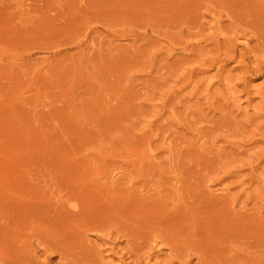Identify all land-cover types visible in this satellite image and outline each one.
I'll return each instance as SVG.
<instances>
[{
  "label": "rangeland",
  "instance_id": "rangeland-1",
  "mask_svg": "<svg viewBox=\"0 0 264 264\" xmlns=\"http://www.w3.org/2000/svg\"><path fill=\"white\" fill-rule=\"evenodd\" d=\"M236 1L0 0V228L4 226L0 229V264L12 263L14 257L11 255H15L13 248L17 247L19 251L22 245L25 249L30 247L28 251H19L23 258L27 256L29 260L24 263V258L23 263L14 261L12 264H86L82 259L85 262L91 260L87 264H92L97 258V264H118V256L114 253L122 249L120 254L124 261L119 264L128 261L130 263L127 264H132L135 258L130 259L132 253L127 255L131 251L124 247L127 245L125 234L131 229L137 232L138 228L141 234L145 228V233L150 230L149 233L155 231V235L171 230L173 234L160 233L163 240L175 238L178 241V236H186L187 243H182L184 248L182 241L176 243L178 248H183V252L190 246L191 252L198 253L194 256L188 248L186 259H190L189 264L197 259L198 264L199 252L205 245L211 251L215 249L212 253L208 248L204 255L202 250L206 262L210 257L211 262L218 264L221 260H226L225 264H264V155L261 156L264 152V62L260 63L264 60V47H261L264 45V0ZM246 21L250 24L248 27ZM71 196L79 201L77 206L82 205L79 213L83 214V218L76 219L78 227L73 223L77 229L81 227L79 222L82 228V223L87 224L86 230L90 223L92 225L96 221L99 225L103 219L110 217L118 224L123 216L124 224L120 222L118 225L121 226H116V230L108 227L110 231L106 229L109 226H106L107 222L105 225V222L101 223L104 227L100 225L97 229L95 223L96 227L90 226L87 233L82 228L78 229L80 232L74 227L75 230L72 223L69 228L66 225L70 224H66L67 236L80 237L84 234L85 237H82L85 239L80 238L79 241L82 239L85 243L78 247L81 241L73 244L79 257L73 250L72 258L60 259L58 251L49 250L51 246L47 247L33 238L35 235L31 229L28 234L26 228L36 220L33 218L35 213L40 218L33 222L34 226L39 220L47 222L50 216L43 215V209H49L51 202L53 206H60L56 203L62 204V201L66 202L63 205H76L75 201L70 204L73 203ZM99 202L108 208L111 205L109 210L114 208L111 215L107 207L97 205ZM83 203L90 204L86 206L88 209ZM44 205H47L46 208H42ZM94 205L98 207L95 209ZM84 207L87 211L83 213ZM89 208H93V212ZM38 209L43 211L39 213ZM104 209L109 212H104ZM135 211H138L137 214H134ZM87 212L91 218L84 221L89 217ZM37 214L34 216L37 217ZM105 214L107 218H102ZM183 215H188L185 216L188 220H184ZM221 215L224 220L219 219ZM25 216L33 220L29 218V222L26 218V222L21 221ZM92 216H98L97 220ZM180 218L185 221L184 224ZM189 220L196 224L201 222V226L194 223L195 229ZM217 221H220L219 225ZM224 221L228 225L224 223L223 226L221 222ZM175 222H178V227H175ZM11 224H14V229ZM164 224H171L169 227L174 224V227L168 230ZM48 225L46 223L45 226H53L52 223ZM125 226L131 228L125 229ZM154 226L159 231L154 230ZM221 226H227V231ZM19 227L27 231L20 232ZM90 228L94 232L89 233ZM100 228L106 230L102 229L100 232L103 233H100ZM122 228L124 232L128 231L121 232ZM173 228L180 235L174 233ZM45 229L40 232L45 234ZM68 229H71V235ZM182 229H185L184 235ZM192 229L198 241L194 239ZM34 230L36 232V228ZM228 230L234 234H231L232 237ZM54 231L58 230L54 228ZM75 231L79 234L76 235ZM49 232L46 233L48 236L52 234V231ZM55 232L52 236L58 233ZM240 233L246 237L242 238ZM245 233L252 236L251 239ZM17 234L24 238L22 244ZM25 234L33 235V239L29 240ZM189 235L193 237L189 238ZM223 236L230 240L235 236L233 240L239 238V242L235 244V240H231L235 244L232 247L230 240ZM187 238L193 240L188 243ZM27 239L32 246L27 247ZM246 239L251 243L247 244ZM147 240L141 242L143 246ZM163 240L162 244L159 239H152L155 245L150 242L145 244L150 250H156L155 262H162L164 256V262L170 259H166L170 249L164 246ZM194 240L201 242L200 248ZM204 242L205 245L202 244ZM212 244L217 245L221 252L216 253L219 250ZM142 245L139 247L144 249ZM86 246L89 249L84 254L89 259H85L81 252L88 248ZM146 246L144 252L149 250ZM206 247L203 249L206 250ZM8 252L12 253L10 257ZM158 252H162L163 256ZM143 253L137 255L145 258L151 252ZM126 255L130 260L124 259ZM172 256L171 264H176L178 261H174ZM80 257L83 258L80 260ZM113 260L116 263H112Z\"/></svg>",
  "mask_w": 264,
  "mask_h": 264
},
{
  "label": "bare ground",
  "instance_id": "bare-ground-1",
  "mask_svg": "<svg viewBox=\"0 0 264 264\" xmlns=\"http://www.w3.org/2000/svg\"><path fill=\"white\" fill-rule=\"evenodd\" d=\"M182 1H183V0H182ZM221 1H222V0H221ZM233 1H234V0H233ZM237 1H238V0H237ZM237 1H236V2H237ZM255 1H256V0H255ZM226 2H227V1H226ZM226 2H225V3H226ZM230 2H231V1H230ZM248 2H250V1H248ZM252 2H253V1H252ZM238 3H239V2H238ZM258 3H259V1H258ZM258 3H257V5H258ZM245 4H246V3H245ZM245 4H244V5H245ZM248 4H249V3H248ZM248 4H247V5H248ZM250 4H251V3H250ZM217 5H218V4H217ZM219 5H220V4H219ZM239 5H240V3H239ZM254 5H255V3H254ZM250 6H251V5H250ZM262 6H263V5H262ZM235 7H236V6H235ZM259 7H260V6H259ZM249 8H250V7H249ZM242 9H243V8H242ZM245 9H248V8H245ZM255 9H256V8H255ZM250 10H253V9H250ZM262 10L264 11L263 8H262ZM234 11H235V10H234ZM236 11H237V9H236ZM259 11H261V10H259ZM237 12H238V11H237ZM233 13H234V12H233ZM243 13L245 14V12H243ZM249 13H250V12H249ZM254 13H255V12H254ZM247 14H248V13H247ZM247 14H246V16H247ZM256 14H257V13H256ZM256 14H253V15H256ZM250 15H251V14H250ZM260 15H262V14L260 13ZM263 15H264V14H263ZM242 16H243V15H242ZM242 16L240 17V19L242 18ZM244 17H245V16H244ZM249 17H250V16H249ZM258 17H259V16H258ZM234 18H235V17H234ZM237 18H238V17H237ZM246 18L248 19V16H247ZM246 18H245V19H246ZM262 18H263V16H262ZM249 19H250V18H249ZM254 19H255V18H254ZM256 19H257V18H256ZM251 20H253V18H252ZM251 20H250V21H251ZM260 20H261V18H260ZM244 21H245V20H243V22H244ZM247 21H248V20H247ZM247 21H246V23H247ZM261 21H262V20H261ZM240 22H241V21H240ZM260 23H261V22H260ZM263 24H264V22H263ZM241 25H242V24H241ZM245 25H247V27H248V25H250V24L247 23V24H245ZM260 25H261V24H260ZM261 26H262V25H261ZM244 27H246V26H244ZM259 27H260V26H259ZM259 27H258V28H259ZM250 28H251V26H250ZM255 29H256V28H255ZM261 29H263V28H261ZM261 29H260V30H261ZM252 30H253V29H252ZM255 31H256V30H255ZM263 32H264V31H263ZM263 32H262V34H264ZM252 33H253V32H252ZM254 34H255V32H254ZM257 34H258V32H257ZM259 34H260V33H259ZM252 35H253V34H252ZM258 36H259V35H257V37H258ZM261 36H262V35H261ZM257 37H256V38H257ZM262 37H263V36H262ZM255 40H256V39H255ZM255 40H254V41H255ZM257 41H258V40H257ZM260 42H261V41H260ZM255 43H256V42H255ZM231 45H232V44H231ZM257 45H258V44H257ZM215 46H216V45H215ZM258 46H259V45H258ZM261 47H264V45L261 46ZM231 48H232V46H231ZM254 48L256 49V48H258V47H254ZM259 48H260V47H259ZM261 49H262V48H261ZM216 50H217V49H216ZM220 50H221V49H220ZM234 50H235V49H234ZM263 50H264V49H263ZM263 50H262V51H263ZM227 51H228V49H227ZM231 52H232V50H231ZM263 52H264V51H263ZM258 53H259V52H258ZM258 53H257V55H258ZM232 54H233V53H232ZM253 54H254V53H253ZM263 54H264V53H263ZM230 55H231V54H230ZM238 55H240V54H238ZM241 55H242V54H241ZM255 55H256V54H255ZM259 55H260V54H259ZM261 55H262V54H261ZM227 56H228V55H227ZM251 56H252V55H251ZM231 57H232V55L230 56V58H231ZM246 57H247V56H246ZM261 57H262V56H261ZM228 58H229V57H228ZM237 59L239 60L240 58L238 57ZM241 59H243V57H242ZM244 59H245V58H244ZM244 59H243V60H244ZM243 60H242V61H243ZM255 60H256V58H255ZM236 61H237V60H236ZM242 61H241V62H242ZM252 61H254V56H253ZM256 61H257V60H256ZM259 61H261V59H260ZM263 62H264V60H263L262 62H260V63H263ZM236 63H237V62H236ZM239 63H240V62H239ZM243 63H244V62H243ZM252 63L255 64V62H252ZM257 64H258V63H257ZM257 64H255V65L257 66ZM258 65H259V64H258ZM260 66H261V65H260ZM243 67H244V66H243ZM246 67H247V66H246ZM250 68H251V67H250ZM250 68H249V69H250ZM253 68H254V67H253ZM253 68H252V69H253ZM237 69H238V68H237ZM241 69H242V67H241ZM249 69H248V70H249ZM238 70H240V69H238ZM257 70H258V69H257ZM246 71H247V70H246ZM255 71H256V70H254V72H255ZM260 71H261V70H260ZM242 72H243V70H242ZM248 72H249V71H248ZM257 72H259V71H257ZM239 73H240V72H239ZM244 73H245V72H244ZM240 74H241V73H240ZM256 74H257V73H256ZM240 76H241V75H239V78H240ZM251 77H252V76H251ZM243 78H244V77H243ZM243 80H244V79H243ZM245 80H246V79H245ZM247 80H248V79H247ZM258 109H259V108H258ZM258 109H257V110H258ZM263 112H264V111H263ZM261 115H262V114H261ZM261 117H262V116H261ZM261 138H262V137H261ZM262 140H263V139H262ZM254 143H255V142H254ZM259 144H260V143H259ZM261 152H262V151H261ZM261 152H259V153H261ZM262 155H264V152L261 154V156H262ZM263 159H264V158H263ZM63 188H64V187H62V189H63ZM54 189H55V188H54ZM62 189H61V190H62ZM58 190H59V189H58ZM65 190H66V189H65ZM62 191H63V190H62ZM68 191H69V189H68ZM185 192H186V191H185ZM61 193H62V192H61ZM64 193H65V192H64ZM67 193H68V192H67ZM182 193H183V191H182ZM195 193H196V192H195ZM57 194H58V193H57ZM68 194H69V193H68ZM71 194H72V193H71ZM79 194H80V193H79ZM79 194H78V195H79ZM190 194H191V193H190ZM55 195H56V194H55ZM181 195H182V194H181ZM64 196H66V195H64ZM67 196H68V195H67ZM79 196H80V195H79ZM189 196H190V195H189ZM194 196L196 197V195H194ZM59 197H60V196H59ZM69 197H70V196H69ZM69 197H68V198H69ZM84 197H85V196H84ZM192 197H193V196H192ZM56 198H57V197H56ZM62 198H64V197H62ZM62 198H60V199H62ZM80 198H82V197L80 196ZM71 199H73L72 196H71ZM74 199H75V196H74ZM74 199H73L71 202L75 201V204H76V205H68V203H67V205H63V203H66V202H63V201L61 200V201H62V204H61V203H56L57 205L60 204V206H56V205H55V202H54V205H55V206H53V202H51V204H50V203L48 204V205H50V206L52 205L49 209L46 208L47 205L42 206V208H43V207L46 208V209H43L44 211L42 210L43 213H45V214H43V215H45L46 217H47V216H50V217H51V218H50V217H47V222H46L45 219H44L45 223H43V222L41 221L44 225H43V224L40 222V220H39L38 222L35 223V225L38 223V224H37L38 226H37V225L34 226L33 222L37 221L38 218H40V216L38 217V214L35 213L34 215L37 214V217L33 215V218H34V219L36 218V220H33L32 218H30V217H28V216H25L23 219L21 218V221L23 220L24 222L28 221L29 218L31 219V221L33 220V221H32V225H30L29 228L25 225V226L27 227V228H26V227L24 226V224H23V226H24L28 231H27V230H23V228L21 229L20 227H19L20 229H19V228H18V229L20 230V232H21V230H22V231H27L28 234H30V231H29V230L31 229V232H32V234L35 235V237H33L32 234H31L32 236H27L28 234H27V235L25 234V236H27V237L29 238V240H31V239H33V238H36V239H38V241H39L40 243H43V244L45 243V244L47 245V247H48V246H51V248L48 247V249H49V250H53V249H55V252L58 251V253L60 254V259H61V258H65V259H66L67 256H70V258H72L71 256L73 255V254H72L73 250L76 252V250H75L76 248L74 249V247H75L76 245H73V244H76V243L79 241L80 238L85 237V236H83L84 234L82 233L83 230L81 231V233L83 234V235H82L83 237L80 236L81 234L79 235L80 237H77V236H76V237H75V236H67V234H66L67 232L65 231V230L67 229L66 226H67L68 228L71 227V223H72V224H73V223H74V224L77 223V225H78V221H77V220L80 219V218H83V214H82V216H81V213H79V212H80V207H82V205H81V206H77L78 203H76V202H79V201L76 200V199L74 200ZM186 199H187V198H186ZM200 199H201V198H200ZM80 200H81V199H80ZM83 200H84V198H83ZM88 200H89V199H88ZM196 200H197V199H196ZM198 200H199V199H198ZM95 201H96V199H95ZM188 201H189V200H188ZM188 201H186V202H188ZM82 202H84V201H82ZM196 202H197V201H196ZM205 202H206V200H205ZM47 203H48V202H47ZM47 203H46V204H47ZM95 203H96V202H95ZM100 203H101V202H99V204H97V205L101 206ZM109 203H110V202H109ZM117 203H118V202H117ZM121 203H122V200H121ZM125 203H127V201H126ZM125 203H123V204H125ZM194 203H195V201H194ZM70 204H74V202H73V203H70ZM80 204H81V203H80ZM80 204H79V205H80ZM85 204H86V203H83V206H85V207H86L87 205H90V204H87V205H85ZM115 204H116V203H115ZM132 204H133V203H132ZM183 204H184V203H183ZM197 204H199V202H198ZM197 204L194 205L195 208H196ZM212 204H213V203H212ZM215 204H216V203H215ZM61 205H63V206H61ZM95 205H96V204H95ZM95 205L93 206V208H95ZM106 205H107V204H106ZM108 205H109V204H108ZM121 205H122V204H121ZM136 205H137V204H136ZM206 205H207V204H206ZM209 205H210V204H209ZM103 206H105L104 203H103ZM103 206H101V207H103ZM115 206H116V205H115ZM122 206H123V205H122ZM161 206H162V205H161ZM186 206H187V204H186ZM191 206H192V203H191L190 207H191ZM207 206H208V205H207ZM212 206H213V205H212ZM216 206H218V205H216ZM34 207H35V206H34ZM48 207H49V206H48ZM85 207H84V210L81 208V209L83 210V211H81V212L84 213L85 210L87 211V209H88L87 207H88V206L86 207L87 209H86ZM97 207H98V206H97ZM97 207H96V208H97ZM106 207L108 208V206H105V207H103V208H106ZM110 207H111V205H109V208H110ZM120 207H121V206H120ZM123 207H124V206H123ZM131 207H133V206H131ZM131 207H130V208H131ZM166 207H167V206H166ZM184 207H185V206H184ZM184 207H183V208H184ZM188 207H189V205H188ZM190 207H189V208H190ZM31 208H32V207H31ZM36 208H39V207H36ZM42 208H41V209H42ZM93 208L91 209L92 212H93ZM96 208H95V209H96ZM109 208H108V210H109ZM112 208H113V206H112ZM116 208H117V207H116ZM116 208H115V210H116ZM118 208H119V207H118ZM125 208H126V207H125ZM134 208H135V205H134ZM138 208H139V207H138ZM201 208H202V207H201ZM32 209L34 210V208H32ZM41 209H40V210H41ZM99 209H100V208H99ZM113 209H114V208H113ZM113 209H111V210H113ZM121 209H122V208H121ZM121 209L119 208V210H121ZM141 209L143 210V208H141ZM145 209H146V208H145ZM156 209H157V208H156ZM180 209H181V208H180ZM33 210H32V211H33ZM35 210H36V209H35ZM38 210H39V209H38ZM40 210H39V211H40ZM89 210H90V208H89ZM89 210H88V211H89ZM91 210H90V211H91ZM108 210H107V209H104L103 211L105 212V211H108ZM111 210H109V211H110V215H111V213H112ZM132 210L134 211L133 208H132ZM135 210H136V209H135ZM163 210H164V209H163ZM188 210H190V209H188ZM191 210H192V208H191ZM29 211H30V210H29ZM29 211H28V212H29ZM36 211H37V210H36ZM36 211H35V212H36ZM42 211H40L39 213H41ZM103 211H102V212H103ZM109 211H108V212H109ZM121 211H122V210H121ZM130 211H131V209H130ZM180 211H181V210H180ZM192 211H193V210H192ZM196 211H197V210H195L194 215H196ZM201 211H203V210H201ZM211 211H212V210H211ZM211 211H210V212H211ZM222 211H223V210H222ZM26 212H27V211H26ZM49 212H50V213H49ZM72 212H73V213H72ZM96 212L99 214V212H98L97 210H95V213H96ZM102 212H101V210H100V214L103 215L104 212H103V213H102ZM113 212H116V211H113ZM118 212H119V211H118ZM135 212H136V211H135ZM137 212H138V211H137ZM137 212H136V213L133 212V213H134V214H137ZM142 212H143V211H141V213H142ZM164 212H165V211H164ZM178 212H179V211H178ZM182 212H183V210H182ZM198 212H199V211H198ZM203 212H204V211H203ZM56 213H57V214H56ZM78 213H79V214H78ZM85 213H86V212H85ZM89 213H90V212H89ZM95 213H94V215H95ZM201 213H202V212H201ZM212 213H213V212H212ZM212 213H210V214H212ZM223 213H224V212H223ZM24 214H27V213H24ZM28 214H30V212H29ZM31 214H32V213H31ZM68 214H69V215H68ZM77 214L79 215L78 217L76 216ZM87 214H88V212H87ZM90 214H91V213H90ZM92 214H93V213H92ZM106 214H107V212H106ZM106 214H105L102 218H104V217L106 216ZM113 214H115V213H113ZM122 214H124V211H123V213H121V216H122ZM144 214H145V213H144ZM148 214H150V213L148 212ZM164 214H165V213H164ZM185 214H187V213H185ZM198 214H199V213H198ZM204 214H205V213H204ZM218 214H219V213H218ZM43 215H42V216H43ZM63 215H64V216H63ZM85 215H86V214H85ZM107 215H108V214H107ZM142 215H143V214H142ZM146 215H147V214H146ZM146 215H145V216H146ZM165 215H166V214H165ZM172 215H173V214H172ZM176 215H177V214H176ZM176 215H175V216H176ZM199 215H200V214H199ZM205 215H206V214H205ZM212 215H213V214H212ZM214 215H215V213H214ZM216 215H217V214H216ZM219 215H220V214H219ZM226 215H227V214H226ZM22 216H23V214H22ZM22 216H21V217H22ZM42 216H41V218H42ZM45 216H43V217H45ZM66 216H67V217H66ZM80 216H81V217H80ZM88 216H89L88 218L85 216L87 219L85 220V218H84V221H87L89 218H91V217H90L91 215L88 214ZM98 216L101 217V215H98ZM98 216H97V217H98ZM108 216H109V215H108ZM117 216H118V215H117ZM117 216H116V217H117ZM124 216H125V215H124ZM138 216H139V215H138ZM138 216H137V217H138ZM150 216H151V215H150ZM150 216H149V217H150ZM157 216H158V215H157ZM160 216H161V218H162V215H161V214H160ZM183 216H184V218H185L184 220H188V219H186V217H185V216H188V215H183ZM183 216H182V217H183ZM197 216H198V215H197ZM217 216H218V215H217ZM227 216H228V215H227ZM233 216H234V215H233ZM31 217H32V216H31ZM46 217H45V218H46ZM63 217H65V219H64ZM92 217H94V216H92ZM97 217H94V218H96V220H97ZM112 217H113V216H112ZM116 217H114V220H115ZM118 217H119V216H118ZM122 217H123V216H122ZM122 217H120V220H119V219H116V220H119L120 222L123 223V222H124V220H123L124 217H123V218H122ZM125 217H127V215H126ZM135 217H136V216H135ZM137 217H136V218H137ZM139 217L141 218V216H139ZM169 217H170V216H168L167 218H169ZM193 217H194V216H193ZM222 217H223V216L221 215V217H220V218L218 217V218L221 220ZM26 218H27V219H26ZM105 218H107V217H105ZM110 218H111V217H110ZM110 218L105 219L106 221H105L104 219H103V221H101L100 219H98L99 221H101V222L99 223V225H98V223H96V221H95L94 224H92V225H90V224H91V223H90V224L88 225V227H87L86 230L88 231V229H89L90 226H91L92 228H95V227L97 226L96 229H97L98 227H100V225H102V227H104V225L106 224V222H107L106 226H107V225H109V226H107V228H106V226H105V228H106V229H109L110 231H111V228H112V227H114L115 229H114V228H113V229L116 230V226H117V228H118L119 226H121V225H118V224L120 223L119 221H118L119 223L117 224V221H113V219L110 220ZM128 218H129V217H128ZM151 218H152V217H151ZM158 218H159V217H158ZM176 218H177V217H176ZM191 218H192V217H191ZM191 218H190V219H191ZM201 218H203L202 215H201ZM208 218H209V217H208ZM208 218H207V219H208ZM210 218H211V220H212V216H211ZM213 218H214V217H213ZM246 218H247V217H246ZM248 218H249V217H248ZM17 219H19V218H17ZM17 219H16V220H17ZM25 219H26V221H25ZM30 219H29V222H31ZM74 219H75V220H74ZM76 219H77V220H76ZM92 219H93V218H92ZM108 219H109L110 221H112V223H111L110 221L108 222V221H107ZM121 219H122V221H121ZM125 219H126V218H125ZM132 219H133V217H132ZM144 219H145V218H144ZM146 219H147V218H146ZM149 219H150V218H149ZM153 219H154V218H153ZM153 219H151V221H152ZM156 219H157V218H156ZM159 219H160V218H159ZM180 219H182V218H180ZM180 219H179V220H180ZM193 219H194V218H193ZM197 219H198V221H199V220H202V219H200V218H197ZM207 219H206V221H207ZM215 219H217V218H215ZM230 219H231V218H230ZM230 219H228V221H229ZM237 219H238V218H237ZM239 219H240V218H239ZM130 220H131V219H130ZM136 220H137V219H136ZM168 220H169V219H168ZM173 220H174V219H173ZM179 220H178V221H179ZM222 220H224V219L222 218ZM249 220H250V218H249ZM74 221H77V222H74ZM93 221H94V219H93ZM99 221H98V222H99ZM127 221H128V220H127ZM133 221H134V220H132V222H133ZM141 221L143 222V219H142ZM145 221H146V220H145ZM153 221H154V220H153ZM163 221H164V220H163ZM176 221H177V219H176ZM213 221H214V220H213ZM228 221H227V222H228ZM9 222H10V221H9ZM18 222H20V221H18ZM39 222H40V224L42 225V226H41L42 228H44V227L46 228V229H45V230H47V231H45L46 233H50L49 231H52V234H53V232H55V231H54V228H55V230H58V231H56V232H58V233L56 234V232H55L56 235H53V236H52V234L48 236V234H46V233H45V234L42 233L44 230H41L42 228L40 229V227H39V225H40ZM48 222H49L50 224L52 223V225L55 226V227L53 228V230L50 229V228L53 227V226H51ZM82 222H83V221H82ZM82 222H81V223H82ZM91 222H92V220H91ZM104 222H105V223H104ZM113 222H116L115 226H114V225H111V224H113ZM128 222H130V221H128ZM134 222H135V221H134ZM139 222H140V221H139ZM164 222H165V221H164ZM182 222H183V219H182ZM184 222H185V221H184ZM184 222H183V224H184ZM190 222H191V221L189 220V223H190ZM201 222H204V221L202 220ZM201 222H199V223H201ZM211 222H212V221H211ZM215 222H216V221H215ZM217 222H218V221H217ZM231 222H232V221H231ZM237 222H239V221H237ZM10 223H11V222H10ZM20 223H21V222H20ZM20 223H19V225L22 227V225H21ZM46 223H47V225H48V224L50 225V228H48L47 226H45ZM88 223H89V221H88ZM92 223H93V222H92ZM95 223H96L97 225H96ZM101 223H104V225L101 224ZM122 223H121V224H122ZM126 223H127V222H126ZM155 223H157V222L155 221ZM155 223H154V224H155ZM158 223H160V222H158ZM169 223H170V222H169ZM175 223H176V222H175ZM177 223H178V222H177ZM177 223H176L175 227H176V226L178 227ZM191 223H193V225H194V223H195L196 226H197V224H198V226H201L199 223L196 224V222H193V221H192ZM205 223H206V222H205ZM207 223H209V221H208ZM221 223H222V225H223V224L226 223V222L224 221V222H221ZM229 223H230V222H229ZM232 223H235V222H232ZM232 223H231V224H232ZM8 224H9V223H8ZM17 224H18V223H16L15 225H17ZM29 224H30V223H29ZM66 224H70V226H69V225H66ZM74 224L72 225V228L75 227ZM82 224H84V225H83L84 228H85V225H87V224H85V222L82 223ZM123 224H124V223H123ZM123 224H122V225H123ZM136 224H137V223H136ZM140 224H142V223L140 222ZM148 224H149V223H148ZM152 224H153V223H152ZM154 224H153V225H154ZM165 224H167V223H165ZM165 224H164V226H165ZM203 224H204V223H203ZM213 224H214V223H213ZM219 224H220V221L218 222V225H219ZM235 224L238 225V223H235ZM6 225H7V223H6ZM11 225H12V224H11ZM13 225H14V224H13ZM13 225H12V226H13ZM49 225H48V226H49ZM65 225H66V226H65ZM75 225H76V224H75ZM77 225H76V226H77ZM79 225L81 226V227L79 226L80 229H81V228H82V225L80 224V222H79ZM94 225H96V226H94ZM133 225H134V224H133ZM156 225H157V224H156ZM161 225H162V223L160 224V227H161ZM170 225H171V224H170ZM170 225H169V226H170ZM173 225H174V224H173ZM173 225H172L171 227H169L168 225H166V226H168L166 229H168V228L171 229L172 227H174ZM179 225H181V224L179 223ZM186 225H187V223H186ZM190 225H191V224H190ZM195 225H194V227H195ZM225 225H228V223H226ZM232 225H233V224H232ZM232 225H230V226H232ZM245 225H246V224H245ZM12 226L10 227L9 230H11ZM111 226H112V227H111ZM123 226H124V225H123ZM127 226H128V225H127ZM127 226H125V229L128 228ZM137 226L139 227V223L137 224ZM137 226H136V227H137ZM164 226H163V227H164ZM166 226H165V227H166ZM184 226H185V225H184ZM187 226H188V225H187ZM203 226H206V225H203ZM209 226H210V225H209ZM223 226H224V225H223ZM248 226H249V225H248ZM2 227H4V226L2 225ZM2 227H1L0 229H2ZM15 227H16V226H15ZM31 227H32L33 229H32ZM77 227H78V226H77ZM77 227H75V228L77 229ZM108 227H111V228H108ZM134 227H135V226H134ZM147 227H149V226H147ZM156 227H158V226H156ZM181 227L183 228V226H181ZM194 227H193V228H194ZM207 227H208V224H207ZM207 227H206V228H207ZM212 227H213V226H212ZM218 227H219V226H218ZM221 227H222V226H221ZM226 227H227V226H226ZM226 227H224V228L222 227L221 229H225ZM239 227H240V226H239ZM25 228H24V229H25ZM35 228H36V232L39 231L38 233L35 232V230H34ZM37 228L40 229L42 232H40V230H38ZM75 228H74V229H75ZM84 228H82V229H84ZM120 228H121V227H120ZM130 228H131V227H130ZM130 228H128V229H130ZM143 228H144V227H143ZM151 228H152V227H151ZM151 228H150V229H151ZM158 228H159V227H158ZM161 228H162V227H161ZM161 228H160V229H161ZM184 228H185V227H184ZM191 228H192V226H191ZM191 228H190V229H191ZM196 228H197V227H195V229H196ZM200 228H201V227H200ZM204 228H205V227H204ZM206 228H205V229H206ZM235 228H236V226H235ZM244 228H245V227H244ZM244 228H243V229H244ZM246 228H247V227H246ZM5 229H6V228H5ZM5 229H4V231H5ZM12 229H14V226H13ZM48 229H49V230H48ZM76 229H75V230H76ZM78 229H79V228H78ZM78 229H77V231L80 230V229H79V230H78ZM102 229H104V228H100V229H98V231L100 232V230L102 231ZM106 229H104V230H106ZM113 229H112V230H113ZM125 229L123 230V228H122L123 231H121V230H120V231H121V232H124ZM144 229H145V228H144ZM144 229L142 230V233H143V234H141V232L138 231V230H140V228L137 229V232H140V233H137V232H136V229H131L132 233H130L131 231L129 230V233H128V234H125V235H127V236H125V237H126V244H127V245H126V246L123 245V246L127 248V251H131V252H129V253L127 252V255L130 254V253H132V254L135 255V256L133 255V256H134V257H133L132 254H130V255H131V256H130V257H131L130 259H132V258L134 259V258H135V259L133 260L134 263H132L133 261H131L132 264H150V263H151V264H158L157 262H161V261H157V262H155V261L157 260V259H155V258H157V256L155 257L156 254L154 255V252H155L156 250L153 251L152 248H151V250H152V251H151L150 248H149V246H148V247L146 246V245H148V244H146V243H149V242H150L151 244L154 243V245H155V242H152V239H154V240H155V239H156V240L159 239V240H160V243H161L162 240L164 239V238L162 237L163 235H161V234H162V233H163V234L167 233V235H168V233H172V232H171V230H170L169 232H168L167 230H166L167 232H164V230H163V232H160V233H161V234H160V233H158V232L156 231V232L159 234V235L156 234V235H158V236H156V235H155V231H154V232H153L154 236H153V234H151L152 231L149 233V231H150V230H149V231H148V234H147V233H145L146 231L144 232ZM148 229H149V228H148ZM164 229H165V228H164ZM169 229H168V230H169ZM175 229H176V228H175ZM179 229H180V228H178V230H179ZM185 229H186V232H187V228H185ZM185 229H184V230H185ZM227 229H228V228H226V231H227ZM241 229H242V228H241ZM243 229H242V230H243ZM250 229H251V228H250ZM19 230H17V231H19ZM33 230H34V231H33ZM70 230H71V229H70ZM70 230H69V229L67 230L68 233H70L69 235H71V233H72V232H69ZM84 230H85V229H84ZM86 230H85V232L87 233ZM90 230H91V228H90ZM104 230H103V231H104ZM114 230H113V232H114ZM146 230H147V229H146ZM151 230H153V228H152ZM154 230H158V229H157V228L155 229V226H154ZM178 230H177V231H178ZM182 230H183V229H182ZM182 230H181V231H182ZM184 230H183V232H184ZM200 230H201V229H200ZM203 230H204V229H203ZM214 230L217 231V229H214ZM233 230H234V229H233ZM7 231H8V230H7ZM15 231H16V230H15ZM92 231H93V230H91L89 233H91ZM98 231H96V232L98 233ZM110 231H109V232H110ZM127 231H128V230H126V232H127ZM158 231H159V230H158ZM160 231H162V229H161ZM172 231H174V233H177V234H178V232H179V231L176 232V231L174 230V228L172 229ZM181 231H180V232H181ZM190 231H192V233H193V232H194V229H192V230H190ZM196 231H197V230H196ZM207 231H208V230H207ZM226 231H225V232H226ZM248 231H249V230H248ZM248 231H246V232H248ZM79 232H80V231H79ZM79 232H77V233L79 234ZM93 232H94V231H93ZM115 232H118V231H115ZM126 232H124V233H126ZM186 232H184L183 235H184ZM199 232H200V234L202 235V232H201V231H198V233H199ZM211 232H212V231H211ZM211 232H210V233H211ZM217 232H218V231H217ZM232 232H233V231H232ZM239 232H240V231H239ZM241 232H242V231H241ZM14 233H15V232H14ZM75 233H76V231H75ZM77 233H76V235H78ZM100 233H103V232H100ZM118 233H119V232H118ZM181 233H182V232H181ZM187 233H188V232H187ZM192 233H191V234H192ZM215 233H216V232H215ZM226 233H227V232H226ZM228 233H230L229 230H228ZM234 233H235V232H234ZM43 234H44V235H43ZM73 234H74V231H73ZM73 234H72V235H73ZM104 234H105V232H104ZM172 234H173V233H172ZM194 234H195V233H193L192 235L194 236V239H195V235H194ZM196 234H197V232H196ZM200 234H198V235H200ZM207 234H209V232H207ZM231 234L234 235L233 233H230V237H232ZM240 234H241V233H240ZM240 234H238V235H240ZM242 234H243V237H242V238L246 237V236H244V233H242ZM242 234H241V235H242ZM245 234H247V233H245ZM254 234H255V233H254ZM258 234H259V233H258ZM17 235H18V237L20 236V234H17ZM23 235H24V233H23ZM42 235H43V236H42ZM45 235H47V237H46ZM74 235H75V234H74ZM115 235H116V234H115ZM117 235H118V234H117ZM121 235H124V234H121ZM167 235H166V236H167ZM178 235H180V234H178ZM178 235H176V236H178ZM181 235H182V234H181ZM186 235L188 236V234H186ZM192 235H189V238H190V236L193 237ZM204 235H205V233H204ZM204 235H203V236H204ZM214 235H215V234H214ZM217 235H220V234H217ZM228 235H229V234H228ZM241 235H240V236H241ZM250 235H251V234H250ZM255 235H256V234H255ZM25 236H24V237H25ZM102 236H103V235H102ZM102 236H101V237H102ZM119 236H120V235H119ZM164 236H165V235H164ZM176 236H175V237H176ZM236 236H237V233H236ZM240 236H238V237H240ZM253 236H254V235H253ZM259 236H261V235H259ZM16 237H17V236H16ZM20 237H21V240H20V239H19V240L21 241V244H22V240H23L24 238L22 239V236H20ZM32 237H33V238H32ZM42 237H43L44 240L42 239ZM104 237H105V236H104ZM122 237H124V236H122ZM167 237H168V236H167ZM171 237L173 238L174 235L171 236ZM180 237H181V238H180ZM180 237L178 236V239H179L178 241H180V242L182 241V242H181V244H182V243H184L183 241L186 240V238H185L186 236H185V237H184V236H183V237L180 236ZM196 237H198V236H196ZM204 237H205V236H204ZM204 237H203L202 239H204ZM206 237H207V236H206ZM214 237H215V236H213V238H214ZM223 237H224V236H223ZM223 237H222V238H223ZM234 237H235V236H234ZM234 237H233V238H234ZM247 237L251 239L252 236L249 237V235L247 234ZM256 237H257V236H256ZM46 238H47V239H46ZM105 238H109V237H105ZM105 238H104V239H105ZM111 238H112V237H111ZM113 238H114V237H113ZM117 238H118V237H117ZM172 238H171V239H172ZM216 238H217V237H216ZM216 238H215V240H216ZM224 238H226V237H224ZM227 238H228V237H227ZM227 238H226V239H227ZM233 238H232L231 240H233ZM262 238H263V237H262ZM262 238H261V239H262ZM36 239H35V240H36ZM83 239H85V238H83ZM97 239H98V238H97ZM121 239H122V238H121ZM142 239H143L144 241H145L146 239H148L147 242L145 243L146 245H145L144 243H143V244H144V246L147 247V249H149V250H147V251H148V252L150 251L151 253H148L147 251L144 252V249H146V248H145V247L142 245V243H141V242L143 241ZM161 239H162V240H161ZM176 239H177V238H176ZM183 239H184V240H183ZM187 239H188V238H187ZM198 239H199V238H198ZM200 239H201V237H200ZM220 239H221V236H220ZM228 239L230 240V238H228ZM236 239H238V240H235V239H234V240H235V244H237V243L239 242V238H236ZM25 240H26V238H25ZM81 240H82V239H81ZM81 240H80V241H81ZM118 240H120V239H118ZM141 240H142V241H141ZM191 240H193V239H191ZM191 240L188 239V243H189V241H191ZM195 240H196V239H195ZM195 240H194V241H195ZM211 240H213V239H211ZM229 240H227V241L229 242ZM231 240H230V242H231ZM234 240H233V241H234ZM242 240H243V239H241V241H242ZM248 240H249V239H248ZM253 240H254V239H253ZM253 240H252V241H253ZM16 241H17V240H16ZM16 241H15V242H16ZM38 241H37V242H38ZM80 241H79V242H80ZM85 241H86V240H85ZM108 241H109V240H108ZM111 241H112V240H111ZM115 241H116V239H115ZM124 241H125V240H124ZM144 241H143V242H144ZM163 241H165L164 246H166L168 249H170V253L168 252L170 255L168 256V258L166 257V259H169V258H170V259H169L168 261H165V262H164L163 260L165 259V256H164V258L162 257L163 260L161 259V260H162L161 264H162V263H163V264H171V261H172L171 256H172V255H173L172 257H174V261H175V260H176V262L178 261V262H177L178 264H179V263H180V264H189L188 262H189L190 259H189V260L186 259V256L188 255V253H187L188 248H189V249L191 248L190 246H189V247L187 246V248L184 249V250H186V251H184V252H185V253H184V252L182 251V249H183L185 246L182 244L183 248H182V247H181V249L178 248L177 243H176V242H178V241H176L175 238L172 239L171 241H170V239L168 240V238L165 239V240H163ZM166 241H168V242H166ZM196 241H198V240H196ZM196 241H195V242H196ZM204 241H205V240H204ZM224 241H225V240H224ZM233 241H232L231 244H230L232 247L235 245V244H232V243H234ZM236 241H238V242H236ZM244 241H245V240H244ZM246 241H247V239H246ZM17 242H19V241H17ZM25 242H26V241H25ZM25 242L23 241L24 244H26ZM82 242H83V241H81L80 243H78V245H77L76 247H78L79 244H81V246H82ZM103 242H104V241H103ZM139 242H140L141 244H140ZM195 242H194V243H195ZM208 242H209V241H208ZM211 242H212V241H211ZM213 242H214V240H213ZM216 242H217V241H215L214 243H216ZM230 242H229V243H230ZM242 242H243V241H242ZM249 242L251 243V241H249ZM249 242L247 241V244H248ZM19 243H20V242H19ZM19 243H18V244H19ZM30 243H31V242H30ZM30 243L28 242V239H27V245H28L27 247H29V245H31ZM83 243H85V242H83ZM186 243H187V242L185 241V244H186ZM190 243H191V242H190ZM194 243L192 242L191 244L194 245ZM199 243H201V242L199 241ZM199 243L196 242V245H198L199 248H200ZM224 243H225V242H224ZM240 243H241V242H240ZM240 243H239V244H240ZM250 243H249V244H250ZM252 243H253V242H252ZM13 244L15 245V243H13ZM18 244H17V245H18ZM57 244H58V245H57ZM71 244H72V245H71ZM88 244H89V241H88ZM96 244H97V243H96ZM103 244H104V243H103ZM105 244H106V243H105ZM114 244H115V242H114ZM119 244H120V243H119ZM156 244H157V243H156ZM161 244H162V243H161ZM202 244L205 245V242L202 243ZM202 244H201V245H202ZM217 244H218V243H217ZM219 244H221V246H222V243H220V241H219ZM247 244L244 243L243 245H247ZM83 245H84V244H83ZM110 245H111V244H110ZM110 245H109V247H110ZM140 245H142L144 249L140 248V247H139ZM179 245H180V244H179ZM187 245H188V244H187ZM196 245H195V247L198 248ZM212 245H214V244H212ZM212 245H211V247H212ZM224 245L226 246V244H224ZM241 245H242V244H241ZM251 245H252V244H251ZM19 246H20V245H19ZM31 246H32V245H31ZM99 246H100V245H99ZM120 246H121V245H120ZM161 246H162V245H161ZM180 246H181V245H180ZM209 246H210V245H209ZM214 246H215V245H214ZM214 246H213V247H214ZM216 246H217V245H216ZM216 246H215V247H216ZM218 246H219V245H218ZM221 246H220V247H221ZM227 246H229V245H227ZM15 247H16V245H15ZM20 247H21V248H20ZM20 247H18V248H20V249H18L20 252H22V251L25 252V251L30 250V247H29V249H25V246H24V245H22V246H20ZM52 247H53V248H52ZM86 247H88V246H86ZM89 247H92V246L89 245ZM89 247L86 248V250H84V252L81 251V250H83V249H82L83 247H81V250H80V251L82 252V254L86 253L87 250L89 249ZM96 247H97V246H96ZM109 247H108V248H109ZM116 247H117V246H116ZM152 247H153V246H152ZM192 247H194V246H192ZM195 247H194V248H195ZM204 247H206V245H205ZM204 247H201V248H202V249H201V252L204 251V252H203V255H204L205 251H207L208 248L210 249V247H206V250H205V249H203ZM213 247H212V248H213ZM234 247H235V246H234ZM241 247H242V246H241ZM241 247H240V249H241ZM246 247H247V246H246ZM248 247H249V246H248ZM16 248H17V247H16ZM16 248H13V249H15V251L13 250L14 252H12V253H15L14 256L11 255L12 253H9V252H11L10 250H9V252H8L9 257H10V255H11L12 258L14 257V260H13V259L11 260V261H13L12 263H14V261H15V262H22L24 258H25V259H24V260H25L24 263H26V259H28L27 256H25V257L23 258L22 254H20V252L17 251ZM32 248H33V247H32ZM34 248H35V247H34ZM42 248H43V247H42ZM84 248H85V247H84ZM100 248H101V247H100ZM110 248H111V247H110ZM118 248H120V247H118ZM130 248H131V249H130ZM157 248H159L158 250L160 251L161 249H163V246H162L161 249H160V247H157ZM216 248H217V247H216ZM218 248H219V247H218ZM218 248H217V249H218ZM236 248H239V247L237 246ZM10 249L12 250V248H10ZM21 249H22V250H21ZM40 249H41V248H40ZM78 249H80V248H78ZM91 249H92V248H91ZM113 249H114V248H113ZM129 249H130V250H129ZM140 249H142L144 253L141 252L142 250L140 251ZM232 249H233V248H231V252H232ZM24 250H25V251H24ZM93 250H94V249H93ZM100 250H101V249H100ZM109 250L111 251V249H109ZM117 250H121V249H117ZM158 250H157V251H158ZM192 250H194V249H192ZM202 250H203V251H202ZM211 250H212V249H210V251H211ZM214 250H215V249H214ZM214 250H213V251H214ZM218 250H219V249H218ZM218 250H216V251H218ZM222 250H224V249H222ZM226 250H227V249H226ZM234 250H235V249H234ZM234 250H233V251H234ZM238 250H239V249H238ZM47 251H48V250H46V252H47ZM77 251H78V250H77ZM85 251H86V252H85ZM95 251H96V249H95ZM98 251H99V250H98ZM107 251H108V250H106V254L109 255V254L107 253ZM112 251H113V250H112ZM115 251H116V250H115ZM213 251H211V252L213 253ZM33 252H34V251H33ZM35 252H36V251H35ZM75 252H74V253H75ZM81 252H80V253H81ZM90 252H91V251H90ZM100 252H101V251H100ZM100 252H99V253H100ZM108 252H109V251H108ZM118 252H119V253H118ZM120 252H123V249H122V251H116L117 254L114 253L116 256H118L117 259H118L119 263H121L120 261L123 259V256H122V254H120ZM125 252H126V249H125ZM162 252H163V251H162ZM162 252H160V253L162 254ZM189 252H191V249L189 250ZM192 252H193V251H192ZM192 252H191V253H192ZM198 252H199V251H198ZM201 252H199V254H200V257H199V258H200V260L205 261V259H204L203 255L201 254ZM219 252H221V251L219 250V251L216 252V253H219ZM41 253H42V252H41ZM49 253H50V252H49ZM49 253H48V254H49ZM92 253H93V252H92ZM94 253L96 254V252H94ZM94 253H93V254H94ZM112 253H113V252H112ZM138 253H139V255H140L141 253H143V255H146V254L148 253L149 256H148V257H145V256H144V257L146 258V259H145V258H143V256H142V257H141V256H138V255H137ZM160 253L158 252V254H160ZM164 253H165V252H164ZM186 253H187V255H186ZM194 253H196V256H197L198 253H197V252H193V254H194ZM208 253H209V250H208ZM208 253H207V255H208ZM228 253H229V251H228ZM8 254H7V255H8ZM24 254H25V253H24ZM24 254H23V255H24ZM76 254H77L76 256L79 257L80 254H79L78 252H76ZM78 254H79V255H78ZM82 254H81V255H82ZM97 254H98V253H97ZM114 254H113V255H114ZM118 254H119V255H118ZM150 254H153V255H154V258L152 257L153 255H150ZM158 254H157V255H158ZM161 254H160V255H161ZM209 254H210V253H209ZM224 254H226V252H225ZM245 254H246V253H245ZM26 255H27V254H26ZM34 255H35V254H34ZM34 255H33V256H34ZM40 255H41V254H40ZM43 255H44V254H43ZM46 255H47V254H46ZM46 255H45V256H46ZM50 255H51V253L49 254V256H50ZM84 255H85V257H84L83 255H82V256H83L85 259H87V258L89 259V257L87 256V254H84ZM115 255H114V257L112 256L113 259L115 258ZM127 255H126V257H125L124 259H127ZM141 255H142V254H141ZM210 255L212 256V254H210ZM213 255H214V254H213ZM45 256H44V257H45ZM86 256H87V257H86ZM124 256H125V255H124ZM128 256H129V255H128ZM162 256H163V254H162ZM192 256H193V255H192ZM192 256H191V259H192ZM194 256H195V254H194ZM205 256H206V255H205ZM218 256H219V255H218ZM218 256H217V257H218ZM222 256H223V255H222ZM37 257H38V256H37ZM39 257H40V256H39ZM74 257H75V256H74ZM83 257H80V260H81V258H83ZM94 257H95V256H94ZM94 257H93V258H94ZM97 257H98V256H97ZM100 257H101V255H100ZM100 257H99V258H100ZM159 257H160V256H159ZM188 257H189V256H188ZM208 257H209V255H208ZM214 257H216V256H213V258H214ZM5 258H6V257H5ZM40 258H41V257H40ZM70 258H68V260H69ZM104 258H105V257H104ZM106 258H107V257H106ZM106 258H105V260H107ZM141 258H143V260H142ZM152 258H153V259H152ZM160 258H161V257H160ZM160 258H158V259H160ZM189 258H190V257H189ZM195 258L197 259V257H195ZM211 258H212V257H211ZM220 258H221V256H220ZM238 258H239V257H238ZM6 259H8V258H6ZM6 259H4V260H6ZM9 259H10V258H9ZM35 259H37V258H35ZM44 259H45V258H44ZM49 259H50V258H49ZM51 259H52V258H51ZM60 259H58V260H60ZM74 259H75V258H74ZM74 259H73V260H74ZM76 259H77V258H76ZM91 259H92V258H91ZM130 259L128 258L127 260H130ZM154 259H155V260H154ZM196 259H195V260H196ZM206 259H207V258H206ZM209 259H210V257H209ZM209 259H208V260H209ZM216 259H217V258H216ZM28 260H29V259H28ZM40 260H41V259H40ZM78 260H79V258H78ZM78 260H75V261L78 262ZM80 260H79V261H80ZM82 260H83L84 263H86V264H87L89 261H90L89 263H91V260H88V262H85L86 260H84V259H82ZM92 260H93V259H92ZM97 260H99V259L97 258ZM97 260H95V261L93 260V261H92V264H93V262H94V264H95V263L97 262ZM115 260H116V259H115ZM115 260H113L112 263L115 262ZM197 260H198V259H197ZM197 260H196V262H197ZM200 260H199V261H200ZM208 260H207V262L205 261L206 264H218V262L216 263V262H213V261L211 262L210 260H209V261H208ZM218 260H221V259H219V257H218ZM224 260H225V258H224ZM241 260H242V259H241ZM37 261H38V260H36V262H37ZM44 261H45V260H44ZM44 261H43V262H44ZM50 261H51V260H50ZM63 261H65V260L63 259ZM70 261H72V259H70ZM100 261H101V260H100ZM100 261H99V263H100ZM110 261H111V260H110ZM118 261H117V262H118ZM122 261H124V260H122ZM153 261H154L155 263H154ZM199 261H198V264H199ZM202 261H201V262H202ZM216 261H217V260H216ZM225 261H226V260H225ZM225 261H222V260H221L220 262H221V264H225V263H224ZM228 261H229V260H227V262H228ZM1 262L3 263V261H1ZM4 262H6V261H4ZM9 262H10V260H9ZM28 262H29V261H28ZM61 262H62V261H61ZM66 262H67V261H66ZM66 262H64V263H66ZM80 262H81V261H80ZM101 262H102V261H101ZM103 262H104V259H103ZM105 262H106V261H105ZM126 262H127V261L125 260V263H126ZM128 262H129V261H128ZM128 262H127V263H128ZM196 262L193 263V261H192L193 264H196ZM201 262H200V264H201ZM205 262H204V263H205ZM208 262H211V263H208ZM233 262H235V261H233ZM244 262H245V261H244ZM7 263H8V262H7ZM7 263H6V264H7ZM12 263H10V264H12ZM22 263H23V262H22ZM22 263H21V264H22ZM71 263H73V262H71ZM71 263L68 262L67 264H71ZM74 263H75V262H74ZM74 263H73V264H74ZM78 263H79V262H78ZM107 263H108V262H107ZM115 263H116V262H115ZM119 263H118V264H119ZM127 263H126V264H127ZM129 263H130V262H129ZM174 263H175V262H174ZM177 263H176V264H177ZM204 263H203V264H204ZM236 263L238 264V262H235V264H236ZM240 263H241V261H240ZM4 264H5V263H4ZM16 264H17V263H16ZM19 264H20V263H19ZM27 264H28V263H27ZM29 264H30V263H29ZM32 264H33V263H32ZM56 264H57V263H56ZM58 264H59V263H58ZM60 264H61V263H60ZM76 264H77V263H76ZM80 264H81V263H80ZM82 264H83V262H82ZM96 264H97V263H96ZM110 264H111V263H110ZM123 264H124V263H123ZM190 264H191V263H190ZM229 264H231V263H229Z\"/></svg>",
  "mask_w": 264,
  "mask_h": 264
}]
</instances>
